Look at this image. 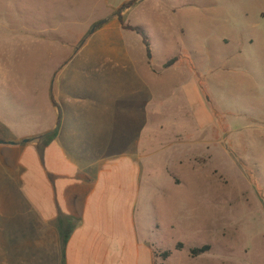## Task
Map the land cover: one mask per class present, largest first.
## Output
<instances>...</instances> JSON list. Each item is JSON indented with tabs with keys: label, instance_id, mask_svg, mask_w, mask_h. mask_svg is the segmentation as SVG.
Instances as JSON below:
<instances>
[{
	"label": "rangeland",
	"instance_id": "rangeland-1",
	"mask_svg": "<svg viewBox=\"0 0 264 264\" xmlns=\"http://www.w3.org/2000/svg\"><path fill=\"white\" fill-rule=\"evenodd\" d=\"M0 104L18 133L87 111L68 153L137 166L157 264H264V0H0Z\"/></svg>",
	"mask_w": 264,
	"mask_h": 264
},
{
	"label": "crops",
	"instance_id": "crops-1",
	"mask_svg": "<svg viewBox=\"0 0 264 264\" xmlns=\"http://www.w3.org/2000/svg\"><path fill=\"white\" fill-rule=\"evenodd\" d=\"M222 43L228 49L229 38ZM65 103L73 104L71 98ZM4 108L0 104V264H157L137 219V166L129 158L89 161L79 151L68 153L70 137L78 149L87 148V111L59 115L60 125L48 132L18 133V117Z\"/></svg>",
	"mask_w": 264,
	"mask_h": 264
},
{
	"label": "trees",
	"instance_id": "trees-1",
	"mask_svg": "<svg viewBox=\"0 0 264 264\" xmlns=\"http://www.w3.org/2000/svg\"><path fill=\"white\" fill-rule=\"evenodd\" d=\"M134 3H130L129 5H127V8H130V6H132ZM119 17V21L123 26V29L126 31H130V32H135L137 34H139L144 41V44L147 48L148 51V56L151 57V48H150V43H149V39L148 36L146 35V33L140 29V28H136V27H132L130 25H125L124 24V19L121 13L118 14ZM177 61V59L172 60L171 62L167 63L165 65V68H169L172 65L175 64V62ZM184 249V245L182 243L177 244V250H183ZM211 251V246H205L203 248H194L190 250V255L192 258H198L206 253H209ZM156 256H158L159 254L155 253ZM172 253L170 251L164 252L162 254H160V257L163 258L164 260H167L171 257Z\"/></svg>",
	"mask_w": 264,
	"mask_h": 264
}]
</instances>
